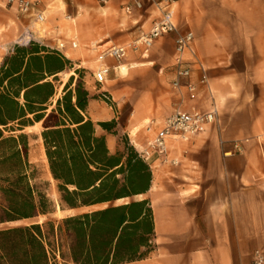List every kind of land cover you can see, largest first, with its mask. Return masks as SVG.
<instances>
[{"label": "crops", "instance_id": "crops-1", "mask_svg": "<svg viewBox=\"0 0 264 264\" xmlns=\"http://www.w3.org/2000/svg\"><path fill=\"white\" fill-rule=\"evenodd\" d=\"M5 1L0 0V95L14 103L15 117L0 125V142L20 135L26 137L27 145L31 135L40 140L46 176L58 194L56 208L62 214L55 227L61 251L66 250L69 255L73 245V236L62 221L93 216L95 231L91 237L86 233L84 250L91 252V256L108 259L105 264H250L254 251L264 256V0H179L175 12L178 32L191 31L194 35L190 56L192 80L198 83L202 65L208 81V89L199 86L197 99L186 101L185 106L207 111L213 103L217 122L187 142L169 141L166 160L155 155L147 160L140 158L146 167L145 190L108 201L78 203L75 207L61 200L63 193L58 186L62 183L50 171L42 140L44 131L76 127L55 111L56 101L65 94L66 87V91L74 92L76 84L82 83L90 98L81 116L91 122L92 137L103 139L106 155L119 161L108 173L123 167V173L115 174L121 187L129 178L126 169L129 155L145 148L178 104L169 85L172 71L153 70L154 66L171 63L176 33L157 41L145 64L138 63L136 57L131 59L136 63L130 69V79L140 78L145 87L127 113H121L83 83L76 70L87 68L84 57L69 47L66 34L54 20L47 22L42 35L33 32L25 21H34L19 16L14 6L5 7ZM30 1H37L46 14L47 4L55 0ZM61 2L66 8L71 5L67 0ZM125 2L112 0L105 8L118 10ZM84 3L76 0L71 6ZM149 14L151 9L144 12L142 22L141 15L133 20L131 27L136 21L143 27L149 26L153 17ZM77 18L82 43L91 42L103 33L88 14ZM28 32L32 33L29 42L36 43V50L27 43L24 34ZM136 35L134 28L127 35L128 41ZM58 42L65 44L64 49L55 50ZM115 43L108 41L102 45ZM21 47L29 50L23 58L17 50ZM167 49L166 58H159ZM47 55L58 60L60 70L52 71ZM130 55L147 56L134 52ZM29 56L39 57L40 62L37 69H29L34 86L50 83L53 90L46 100L30 99L32 112L26 109L25 89L9 82L28 68ZM116 70L118 67H114L113 71ZM68 74L71 75L65 78ZM161 76L163 81L159 79ZM36 115L42 118L36 120ZM147 119L151 121L149 131H140ZM100 123L113 126L107 130ZM236 141L242 142L241 153L233 150ZM64 187L69 192L76 190L71 184ZM48 202L51 212L45 218L55 211ZM59 225L61 230H57Z\"/></svg>", "mask_w": 264, "mask_h": 264}, {"label": "trees", "instance_id": "trees-1", "mask_svg": "<svg viewBox=\"0 0 264 264\" xmlns=\"http://www.w3.org/2000/svg\"><path fill=\"white\" fill-rule=\"evenodd\" d=\"M35 44L34 42H29L28 45H33L32 50H36L37 46ZM17 50L22 58L29 51L23 47ZM49 52L55 51L50 50ZM47 56V60H51L48 66L51 67L52 71L60 70L61 67L57 65L58 60L52 56ZM29 59L31 62L30 64L28 63V68L25 69L23 74L11 77L9 81L19 86V88L25 89L23 97L28 111L32 110L31 105H29L30 99L34 101L46 100L53 92L50 83L34 86L36 83H34L35 81L29 73V69L30 67L37 69L40 66V62L37 56H29ZM76 73L80 77L82 70H76ZM1 83L2 80H0ZM66 90L67 87L64 90L65 94L56 101L55 111L70 125L75 124L76 127L73 129L64 127L42 132L43 145L50 171L54 179L62 183V185L58 186L63 193L62 202L69 207H75L78 203L90 204L108 201L145 190L146 187L143 181L146 178V167L138 154L133 155L132 153L126 161L129 178H126V182L119 187L115 174L123 173V167L108 173V169L117 165L119 161L106 155L103 139L92 137V124L89 121H84L80 113L85 110L90 98L88 92L84 89L81 82L76 84L74 92ZM98 96L104 100L107 95L102 93ZM73 98L75 99L74 103L72 102ZM13 107L14 103L12 104L5 96L0 95V125L6 124V120H11L15 117ZM34 118L40 120L42 116L36 115ZM99 125L103 129L109 130L113 123H100ZM6 145H10L13 148L8 153L0 151V165L5 164L11 158H15L17 168L9 172L10 174H15L13 182L10 183L6 179L8 187L3 190V193L6 197L7 205L4 211L5 219L0 222L13 223L41 215L45 216L51 212V205L45 195L38 194L30 186L29 180L31 178L30 175L26 174V137L24 135H20L17 138L8 137L0 142V148ZM101 178L99 185L94 186L96 181ZM65 184L75 186L76 190L69 192L64 187ZM20 187L22 188L17 190ZM89 188L91 189L88 191ZM92 222L93 216L68 218L62 221L65 230L73 236V245L70 247L69 257L74 264H105L108 260L91 256V252L88 253L84 250L86 233L88 232L91 237L95 231V226ZM45 226L49 227L45 233L42 232V226L37 223L29 226L0 229V264H51L53 243L49 241L48 237L49 235L55 237L56 230H53L49 222L45 223ZM98 229L97 233L100 234ZM57 230H61V225L57 227ZM55 242L56 253L59 254L58 240L55 239Z\"/></svg>", "mask_w": 264, "mask_h": 264}, {"label": "built area", "instance_id": "built-area-1", "mask_svg": "<svg viewBox=\"0 0 264 264\" xmlns=\"http://www.w3.org/2000/svg\"><path fill=\"white\" fill-rule=\"evenodd\" d=\"M76 0H67L68 4H74ZM99 8H105L112 0H91ZM179 0H127L121 6V11L129 16L134 11L141 12V18L144 12L151 9L152 19L147 29H144L140 21L134 23L137 35L133 40L123 44H110L103 46L94 44L91 49L95 53V61L98 64L93 72V78L96 84L104 85L107 82L109 73L114 70L111 63H120L125 60L130 53H137L140 56H146L154 43L166 36L176 33L174 40V53L172 63L169 69L173 73V79L170 81V87L178 99L171 114L164 119L161 127L156 130L153 136L146 142V146L138 154L141 159L147 160L151 156L166 157L169 152V141L187 142L197 135L203 133L207 127L217 122V110L212 103L207 111H200L195 108L188 109L185 106L186 101H195L199 96L200 88L208 89V81L204 68L199 65L201 76L198 83L192 80V44L194 35L191 31L178 32L175 21V12ZM5 7L14 6L16 13L34 23L42 24L46 21L45 11L41 10L37 1L30 0H6ZM64 19L70 21L72 16L65 14ZM31 32L25 33L27 43L32 40ZM71 46L75 47L74 40L70 41ZM65 44L58 42L55 50L64 49ZM189 55V58H188ZM151 124V123H150ZM149 124V126H150ZM149 126L146 131H149ZM235 153L242 152V142L233 143ZM171 163H174L172 161ZM250 264H264V256L260 251H254Z\"/></svg>", "mask_w": 264, "mask_h": 264}, {"label": "rangeland", "instance_id": "rangeland-1", "mask_svg": "<svg viewBox=\"0 0 264 264\" xmlns=\"http://www.w3.org/2000/svg\"><path fill=\"white\" fill-rule=\"evenodd\" d=\"M84 1L85 3L83 5H75V6L68 5L69 7L67 8L62 4L61 0L52 1L51 3L47 4L49 6L45 14L47 16V21H45L42 24H39L27 20L25 21V24L31 27L33 32H38L41 30L42 31L46 30L47 29L46 27H48L47 22H49L50 20L52 21L54 20L57 23V25L60 26L61 32L66 34L67 43L69 47L73 48V50L75 51L80 52L81 53L80 55L84 57L83 62L85 63V67L87 68L80 69L82 70L80 76L84 81L83 83L87 84V87L94 95H101L102 93H106L107 95L105 97L106 100L105 99L104 100L108 104V106L111 107L113 110H116L121 113L123 112L127 113L128 109L132 107L134 99L139 100L136 96H138V94L145 87V82L141 81L140 78H137L135 80L130 79V73H131L130 70L127 73L123 74L120 73L118 69L116 71L111 70L107 82L104 85L102 86L98 85L95 83L93 78V72L97 69L98 66H96V64L95 65L86 64V61L89 62L95 61V53L91 49V46L94 44L102 45L103 43L108 41H112L116 43H127L128 41L127 35L134 30V27H131L132 21L138 19L141 15V12L134 11L132 12L131 15L127 16L121 11L122 5H120L118 10L116 9L111 10L107 8L100 9L93 1L91 0H84ZM66 13L72 16V19L70 21L64 19ZM83 13L88 14L90 21L92 23H95L97 27L101 29V33L103 32L97 38L87 43L81 42V35L79 33L77 26V22H78L77 17ZM142 21L143 19L141 18V22ZM147 28H148V24H146L144 29ZM109 29L112 30L111 31L112 33L110 32ZM167 36L169 35H166L158 39L157 41ZM72 40H74V42L76 43L75 47L70 46L72 43L70 41ZM151 49H153V47ZM168 53L169 51L167 49L166 52H162L160 54L159 58L165 59L167 56L166 54ZM129 55L125 60L121 61L120 63H113L112 66H117L119 68L121 64L124 65L129 63L135 64L136 62L131 60L133 57L138 58L137 61L138 63L145 64L150 60L151 51L144 58L134 55H130V56ZM85 57H89V59L86 60ZM171 63L163 66L161 65L154 66L153 70L159 72L158 70L161 69L163 70L162 72H166L168 71L167 69H169ZM136 68L138 67L136 66ZM159 79L163 81L162 76ZM116 96L118 97L116 98ZM149 120L150 119H147L140 126L141 127L140 131L143 130L146 131L147 127L151 123V121ZM40 146L43 147L40 140L37 139L36 136L31 135V139L28 140V145H27L26 172L28 173V175H30L31 178L30 185L37 191L38 194L43 196L46 195L48 197V200L51 202L52 205H54L55 211L53 214L48 215L46 218L45 216L41 215L32 219H25L13 223L0 222V229L10 228L15 226H29L31 224L37 223L42 226V232L45 233L46 231H48L47 229H49V227L45 226V223L49 222L52 225L53 230H55V227L57 226L59 219L62 217V214L60 215L56 208L58 204V194L56 193L54 185L46 176L45 160H43L42 158H37V159L34 158L36 151ZM12 148H13L12 146L6 145L1 147L0 151H5L6 153H8ZM15 168H17V163L15 158H11L5 164L0 165V221H4L5 219L4 211L7 205V201H6V197L4 196L3 190L8 187V183L6 182V179H8L10 183L13 182L15 178V174L12 173L10 174L9 172ZM21 188L22 187L18 188L17 190ZM48 238L49 241L53 243V247H52L53 253L50 263L74 264L71 261L68 252L66 250L61 251L60 243H58L59 254L56 253L55 237L49 235Z\"/></svg>", "mask_w": 264, "mask_h": 264}, {"label": "bare ground", "instance_id": "bare-ground-1", "mask_svg": "<svg viewBox=\"0 0 264 264\" xmlns=\"http://www.w3.org/2000/svg\"><path fill=\"white\" fill-rule=\"evenodd\" d=\"M42 32H43L42 30L41 31H38V33H42ZM91 64L92 65H95L96 64V66H98L97 63H96V61H94V62L92 61ZM133 67H134V63H129V64H126V65L121 64L118 69H119V72L120 73H123L124 74V73H127ZM69 75H71V74H68L67 76H65V78H67ZM117 97L118 96H116V98ZM34 158H36V159L37 158H42L43 160L46 159L45 156H44L43 147H41V146L38 147V150L36 151V154H35V157ZM58 213L61 215V212L60 211H58Z\"/></svg>", "mask_w": 264, "mask_h": 264}]
</instances>
